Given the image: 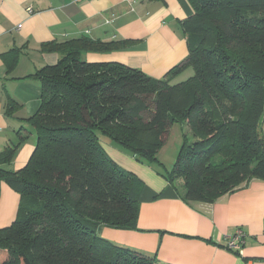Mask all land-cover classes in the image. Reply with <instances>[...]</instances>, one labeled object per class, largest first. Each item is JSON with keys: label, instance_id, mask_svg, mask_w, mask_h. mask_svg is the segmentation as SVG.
I'll return each instance as SVG.
<instances>
[{"label": "trees", "instance_id": "trees-1", "mask_svg": "<svg viewBox=\"0 0 264 264\" xmlns=\"http://www.w3.org/2000/svg\"><path fill=\"white\" fill-rule=\"evenodd\" d=\"M180 22L187 56L162 79L87 53L129 41L78 38L46 44L56 64L31 77L36 113L0 153V183L19 196L15 220L0 229V264H161L101 238L102 227L133 230L143 182L120 168L100 137L136 160L158 163L170 131L181 133L168 183L188 205L212 204L264 180V0H186ZM186 70L192 75L173 84ZM35 135L23 168L8 165ZM183 189V193L180 191Z\"/></svg>", "mask_w": 264, "mask_h": 264}, {"label": "crops", "instance_id": "crops-1", "mask_svg": "<svg viewBox=\"0 0 264 264\" xmlns=\"http://www.w3.org/2000/svg\"><path fill=\"white\" fill-rule=\"evenodd\" d=\"M191 15L186 0H0V153L17 143L16 132L29 128L23 120L39 107L41 90L31 76L59 59L42 50L44 45L82 37L129 41L123 50L84 58L123 63L162 79L187 56L180 22ZM35 142L31 131L3 168H23ZM100 142L120 168L143 182L135 229L102 227L101 238L161 264H264V180H253L212 204L188 205L168 183L170 169L161 153L158 163L140 162L104 137ZM18 204L19 196L0 183V229L15 220ZM238 230L245 234L239 253L225 248V238Z\"/></svg>", "mask_w": 264, "mask_h": 264}, {"label": "rangeland", "instance_id": "rangeland-1", "mask_svg": "<svg viewBox=\"0 0 264 264\" xmlns=\"http://www.w3.org/2000/svg\"><path fill=\"white\" fill-rule=\"evenodd\" d=\"M191 75H192V71L186 70L183 73H181L179 76L174 78L172 82L173 84L182 82ZM180 145H181V133L178 129V126H174V128H172L170 131V135L166 145L159 151V153H161L160 159H163L162 162L164 163L165 167L171 169V167L173 166L176 160L177 151ZM180 191L183 193L182 188H180Z\"/></svg>", "mask_w": 264, "mask_h": 264}, {"label": "built area", "instance_id": "built-area-1", "mask_svg": "<svg viewBox=\"0 0 264 264\" xmlns=\"http://www.w3.org/2000/svg\"><path fill=\"white\" fill-rule=\"evenodd\" d=\"M28 14H33L31 8L27 10ZM19 28V27H17ZM245 244V234L238 230L233 235L225 238V248L233 252H241L242 247Z\"/></svg>", "mask_w": 264, "mask_h": 264}]
</instances>
